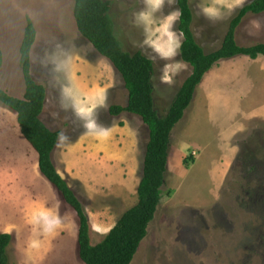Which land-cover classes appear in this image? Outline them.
<instances>
[{"label":"rangeland","instance_id":"374dc122","mask_svg":"<svg viewBox=\"0 0 264 264\" xmlns=\"http://www.w3.org/2000/svg\"><path fill=\"white\" fill-rule=\"evenodd\" d=\"M105 1L112 2L110 14L124 50L141 52L153 60L155 108L164 116L191 75V67L181 60L180 51L166 61L144 43L143 27L137 26L135 16L145 10V0ZM190 1L197 41L212 53L222 45L231 21L254 0ZM208 4L221 10V18L211 21L203 15L201 9ZM74 7L75 0H0V46L4 52L0 86L16 98L24 97L20 47L30 17L37 29L32 74L47 89L41 119L65 138L60 139L54 162L83 203L92 227V244L97 245L138 203L150 132L138 116L110 115L112 106L127 105L129 93L112 63L78 31ZM177 9L174 0L165 3L158 15ZM253 20L264 23V14L244 20L237 33L241 46L264 43V28L253 27ZM178 25L179 20L173 27L177 33ZM232 60L223 61L207 75L206 87L224 89L222 81L244 65L240 59ZM166 63L174 69L170 81L162 79ZM65 89L71 90V97ZM205 96L203 87L197 100ZM77 103L85 108L95 106L94 118L108 129L107 135L86 132ZM226 126L215 121L216 129ZM235 139L234 167L222 191L214 189L209 175H204L202 183L195 179L201 167L187 181L199 204L191 196L190 205L172 199L170 185H166L156 219L133 264H264V129L247 136L242 130ZM210 151L208 171L217 150ZM45 208L64 221L52 234L44 233L36 223V216ZM4 233L13 236L8 249L10 264H84L79 256L76 212L40 173L38 153L22 135L17 114L0 103V234ZM35 240L40 241L39 246H33Z\"/></svg>","mask_w":264,"mask_h":264},{"label":"trees","instance_id":"16d2710c","mask_svg":"<svg viewBox=\"0 0 264 264\" xmlns=\"http://www.w3.org/2000/svg\"><path fill=\"white\" fill-rule=\"evenodd\" d=\"M178 29L183 33L181 60L192 69L176 94L166 115L155 108V64L141 52H126L115 34L111 18L112 2L105 0H75L74 17L80 34L122 76L129 99L126 106H112L110 115L124 113L138 116L148 127L150 139L144 160L143 177L138 188V203L126 211L111 231L97 245L92 244V227L84 205L59 173L54 153L60 142V132L49 129L41 119L47 102V89L38 84L32 74V52L37 42V29L30 17L20 47V65L25 82L22 99L10 95L0 86V103L17 114L21 133L39 156V170L59 192L79 219V256L84 264H133L155 221L162 202V188L168 171L171 138L176 126L191 106L197 89L205 77L221 62L238 57L257 60L264 57V43L241 46L238 29L249 16L264 14V0L246 5L231 21L219 49L207 53L197 41L193 30L194 12L190 0H177ZM4 66V52L0 46V75ZM189 166L190 161H185ZM13 236L0 234V264H10L8 249Z\"/></svg>","mask_w":264,"mask_h":264},{"label":"crops","instance_id":"0c3cea01","mask_svg":"<svg viewBox=\"0 0 264 264\" xmlns=\"http://www.w3.org/2000/svg\"><path fill=\"white\" fill-rule=\"evenodd\" d=\"M237 59L247 66H240L238 70L233 71L231 77L227 76L222 81L223 84L220 83L224 89L219 91L206 87V76L183 120L174 129L162 198L168 184L170 185L168 192L172 199L188 202L191 196V199H195L199 204L198 199L193 196V191L190 193L192 186H187L189 177L197 167H201L200 173H194L199 183H202L204 175H209L214 189L222 191L234 167L232 146L237 142L235 136L237 137L242 130L247 136L256 132L258 128L264 129V57L257 60L248 57L235 58ZM165 85L169 86V83ZM203 87L206 88L207 96L197 100ZM166 99L165 96L164 102ZM205 120L208 123H204ZM215 121L227 123V126L216 129ZM211 149H216L217 152L213 168L208 171L207 161L211 158L212 152H209ZM221 151L222 153H218ZM186 159L190 161L189 166L185 164Z\"/></svg>","mask_w":264,"mask_h":264},{"label":"clouds","instance_id":"9594fccd","mask_svg":"<svg viewBox=\"0 0 264 264\" xmlns=\"http://www.w3.org/2000/svg\"><path fill=\"white\" fill-rule=\"evenodd\" d=\"M165 3H174V0H145V10L136 14L137 26H142L145 33L144 43L151 46L156 53L164 60H172L177 55L182 47L183 33L173 30L175 21L179 20L182 13L177 9L166 16L158 15L161 13ZM203 15L211 20L215 21L221 18V10L214 4H208L202 7ZM251 24L256 29L264 28V23L259 20L251 21ZM159 37V39H157ZM161 40L164 43H161ZM55 63V60H53ZM179 67V64L176 65ZM60 65L57 66L59 70ZM174 71L171 64L166 63L162 79L170 81V72ZM65 94L68 97L72 96L70 89H65ZM94 107L85 108L79 103L76 104L78 114L86 121L84 127L86 132L94 133L99 136L107 135L108 129L98 124L94 118ZM61 140H64V136L61 134ZM60 145H58L59 147ZM36 223L41 225L43 232L46 234L54 233L58 228H61L64 224L63 218L52 209L45 208L36 216ZM40 241H33V246H39Z\"/></svg>","mask_w":264,"mask_h":264}]
</instances>
